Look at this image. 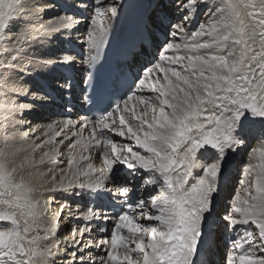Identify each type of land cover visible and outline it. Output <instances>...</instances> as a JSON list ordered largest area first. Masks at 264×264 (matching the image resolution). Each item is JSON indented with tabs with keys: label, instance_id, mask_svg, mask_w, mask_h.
Here are the masks:
<instances>
[{
	"label": "snow or ice",
	"instance_id": "1",
	"mask_svg": "<svg viewBox=\"0 0 264 264\" xmlns=\"http://www.w3.org/2000/svg\"><path fill=\"white\" fill-rule=\"evenodd\" d=\"M88 8L74 0L52 15L47 0H0V264H264V0H151L127 53L140 66L134 82L73 120L70 70L87 66L81 83L91 86L120 0H93L82 60L46 49L64 33L70 41ZM204 9L207 22L189 32ZM57 67L69 71L34 83ZM86 92L80 100L95 104ZM57 101L66 118L29 139L24 116ZM252 140L242 190L222 206L230 156ZM56 193L86 200L81 226L63 238L47 220L45 197ZM109 220L103 239L84 241Z\"/></svg>",
	"mask_w": 264,
	"mask_h": 264
},
{
	"label": "bare ground",
	"instance_id": "2",
	"mask_svg": "<svg viewBox=\"0 0 264 264\" xmlns=\"http://www.w3.org/2000/svg\"><path fill=\"white\" fill-rule=\"evenodd\" d=\"M47 2L49 4V6L53 7V9H54L52 15H55L56 11H55L54 5L52 4V2L50 0H47ZM120 3H121V0H120ZM88 9H90V12L92 13V7L89 6ZM199 15H200V19H201L200 23H206L207 22V9L202 10L199 13ZM194 20H196V18ZM194 20L191 22V25L193 24ZM87 22H88V20L87 21H83V23H80L77 26V28L70 33L71 38L75 37V35H73V34H76V37L80 38L78 43H82V42L86 41ZM197 26L198 25H196V23H195L193 25V27H189V32L195 31L197 29ZM68 36H69V33L68 34L64 33L61 37L64 38V37H68ZM177 42L178 43H182L183 42V38L177 40ZM56 44H57V41L55 39V40L52 41L51 45H49L48 48L46 49L47 55L50 54L49 56H53V57L58 55ZM77 65H79V64L77 63ZM76 67L77 66H75V68ZM58 72H59V70L55 71V73H58ZM39 77H41V76H39ZM47 77L49 78L50 81H52L53 78H55V75L53 77H51V75L48 74ZM22 102H26L27 103L29 101H22ZM130 103H134V101L130 102ZM41 105L42 104H36L34 106V110L30 114H26L24 116V119L26 121L30 122V128L22 129V131H28V132L31 133L29 139H35V137H37V136L41 137V139H44L45 137L42 135V131L45 129V127H46V125L48 123H50L53 120H55V119L50 118L47 115H44V111L41 109V107H43V106H41ZM36 117L39 119V121H34V119ZM78 119H75V120H78ZM58 120H62V119H58ZM72 130L76 131L77 129L74 128ZM65 131H67V130H65ZM62 136H63V133H61L60 137H56L55 139L57 141H59L62 138ZM83 136L85 138L89 136V132H88L87 129L84 130ZM113 139L118 145L119 144H125V145L131 144V146L133 147V150H137L138 149V146H136L134 144V142L131 141L127 137L114 136ZM65 143H67V141ZM256 146H257V141H255V140L250 141L248 145H246L244 148H241L240 150H238L234 155L230 156V158L233 157V159L231 160L232 164L230 163V165H229V175L233 174L232 173V169L235 167L234 166L235 160H237L239 162H242L244 166L242 168V172L241 173L238 170L240 168H238L236 172L234 171L233 180H234V182H236V185H234L233 181H232L231 185L229 186L228 191H226V192L224 191L221 194V205L222 206L224 204H227V203L230 202V200H231V198L233 196L232 191H235V190L241 191L242 190V185H241L240 181H242L244 179L243 169H244V167L246 166V163H247V156H248V153L250 151V148L251 147H256ZM60 150H61L62 153L65 154L64 156L61 157V159H65L66 160V158H67L66 149L63 146H61ZM92 155L94 156V158H93L94 165L97 168L101 167L102 166V161H101L100 158L97 159V157H100L99 152L94 150V153ZM61 166L63 167V166H66V165H61ZM241 174H242V177H241ZM237 185H239L238 189H236ZM73 196L75 197V195H72L70 193H56L52 197H45V200L48 201V203H47V220H48V223H53L54 221L58 222V224H59V236L61 238H63L64 236L68 235L71 232L72 227H76L78 229L81 226L80 223H82L81 219L79 218L80 217V211L79 210L82 209V208H79V206L76 207L75 206L76 203H74L75 205L73 204V202H72V197ZM53 200L55 202H52ZM62 205L70 206L71 213L70 214L69 213H62L61 212V206ZM57 214L60 215V219L58 221L55 220ZM73 217H75V218H73ZM141 222H143V221H141ZM92 229H93L94 233L92 231L91 236L85 235L83 237L85 242H88V241L95 242L96 241V240H94L95 234H96L95 225H92ZM41 234H43V233H41ZM93 236H94V238H93ZM72 251H73V248L71 246H69V248H68L69 254H71ZM62 253H63V248H62ZM92 255H95V252H93ZM60 264H63V261H60Z\"/></svg>",
	"mask_w": 264,
	"mask_h": 264
},
{
	"label": "rangeland",
	"instance_id": "3",
	"mask_svg": "<svg viewBox=\"0 0 264 264\" xmlns=\"http://www.w3.org/2000/svg\"><path fill=\"white\" fill-rule=\"evenodd\" d=\"M76 2H78V1H76ZM88 12H90V9H88L87 10ZM83 21H87V20H83ZM78 33V32H77ZM73 35H75V37H73V38H76V34H73ZM80 39V38H79ZM78 43V42H77ZM58 42H57V44H56V47H57V49H58ZM50 55V54H49ZM77 66V65H76ZM58 70V67L57 68H55V69H53L49 74L51 75V77H53L54 75H55V71H57ZM30 102V101H29ZM41 109L44 111V109H45V106H43V107H41ZM34 121H39V119L36 117L35 119H34ZM113 138H114V136H113ZM94 150L95 149H93L92 150V152L94 153ZM92 153V154H93ZM93 156V155H92ZM93 158H94V156H93ZM99 157H97V159H98ZM232 164V163H231ZM242 177V176H241ZM236 192H237V190H236ZM75 197H78L77 195L75 196ZM81 224V223H80Z\"/></svg>",
	"mask_w": 264,
	"mask_h": 264
}]
</instances>
